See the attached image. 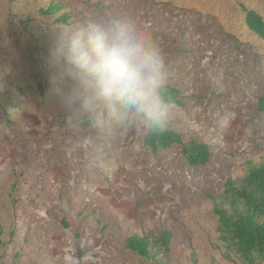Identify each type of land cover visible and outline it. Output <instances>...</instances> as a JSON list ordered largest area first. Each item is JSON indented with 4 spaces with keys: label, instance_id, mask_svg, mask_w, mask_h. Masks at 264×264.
Returning <instances> with one entry per match:
<instances>
[{
    "label": "rangeland",
    "instance_id": "rangeland-1",
    "mask_svg": "<svg viewBox=\"0 0 264 264\" xmlns=\"http://www.w3.org/2000/svg\"><path fill=\"white\" fill-rule=\"evenodd\" d=\"M246 10L264 19V0H0L1 264H152L127 241L163 231L169 264H264L221 240L214 213L225 182L264 162V40ZM100 15L131 17L159 43L182 102L167 128L209 145L205 166L179 145L153 151L142 125L103 109L90 128L66 118L49 43Z\"/></svg>",
    "mask_w": 264,
    "mask_h": 264
},
{
    "label": "clouds",
    "instance_id": "clouds-1",
    "mask_svg": "<svg viewBox=\"0 0 264 264\" xmlns=\"http://www.w3.org/2000/svg\"><path fill=\"white\" fill-rule=\"evenodd\" d=\"M46 64L70 122L103 109L114 120L138 123L154 135L172 119L166 57L131 17L100 15L60 28L49 43Z\"/></svg>",
    "mask_w": 264,
    "mask_h": 264
},
{
    "label": "trees",
    "instance_id": "trees-1",
    "mask_svg": "<svg viewBox=\"0 0 264 264\" xmlns=\"http://www.w3.org/2000/svg\"><path fill=\"white\" fill-rule=\"evenodd\" d=\"M55 6L42 11L52 15ZM67 20V17H64ZM246 24L258 37L264 40V19L253 10H246ZM181 92L171 86L167 88L169 106H182ZM258 111L264 113V97L259 100ZM84 128L94 125L95 119L85 116L79 119ZM179 145L187 163L192 167H201L209 163L210 146L198 142H184L179 132L166 128L163 133L150 135L147 132L145 146L153 151L168 150ZM214 213L218 217V233L221 240L247 261L254 258L264 260V162L256 165L248 162L244 176L228 179L223 192L214 200ZM172 234L163 231L158 235H133L127 241V248L152 264H169L160 258L169 250ZM1 264V263H0Z\"/></svg>",
    "mask_w": 264,
    "mask_h": 264
}]
</instances>
